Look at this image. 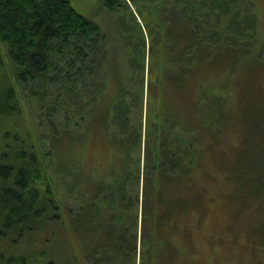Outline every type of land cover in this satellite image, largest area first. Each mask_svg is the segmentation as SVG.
<instances>
[{
    "label": "trees",
    "instance_id": "obj_1",
    "mask_svg": "<svg viewBox=\"0 0 264 264\" xmlns=\"http://www.w3.org/2000/svg\"><path fill=\"white\" fill-rule=\"evenodd\" d=\"M102 5L110 32L69 0H0V63L17 86L0 96V117L24 98L41 126L0 149V240L45 230L39 251L5 264H191L216 182L264 212V112H240L233 158L206 139L219 133L215 92L229 94L211 80L216 62L256 57L254 0ZM89 144L102 161L84 163ZM253 230L264 247V217Z\"/></svg>",
    "mask_w": 264,
    "mask_h": 264
},
{
    "label": "rangeland",
    "instance_id": "obj_2",
    "mask_svg": "<svg viewBox=\"0 0 264 264\" xmlns=\"http://www.w3.org/2000/svg\"><path fill=\"white\" fill-rule=\"evenodd\" d=\"M69 2L75 11L98 25L100 29L111 31L113 17L103 8L102 0H69ZM254 4L257 10L260 38L255 59L247 57L238 67H234L232 63L219 66L216 62L211 77L215 86L226 82L229 94L223 93V91L215 92L216 112L213 113L215 123L211 125V128L214 133H219L216 134L217 136L215 135L216 138L208 133L210 135L206 139L210 138L208 143L215 145L214 140L220 137L219 149H222L221 151H224L229 158H233L238 148L236 145L242 139L241 127L245 122L242 120L241 123L240 112L247 115L253 112V116L260 110L264 112V0H254ZM10 83L15 84L13 70L3 57V62L0 63V96L3 91H7ZM16 88L15 84V91H17ZM168 95L167 92L164 97ZM257 96L259 98L254 100ZM164 97L163 101L167 102V98ZM21 101V113L6 119L0 117V149L4 144L12 145L16 142L14 134L23 137L34 129L38 136L41 132L40 124L38 125L35 117L27 111V107L30 108L29 104L24 98H21ZM230 102H232V109L237 112L234 118L229 115L232 110ZM165 106L168 117H174V110L169 101ZM247 115L243 119L248 118ZM225 116H229V118L227 119ZM47 143L49 145L48 141ZM47 143L42 148L44 152L48 150ZM99 147L101 148V146ZM99 147L89 144L83 148L85 164L90 165L94 161H102L105 158L100 155L99 151L102 148ZM94 172L93 174L96 175L101 174L102 169H95ZM229 187V185L217 182L210 186L212 196L210 217L203 230L206 236H203L202 233L199 234L197 252L194 262L191 264H264V247L260 242L259 235H255L253 230L258 224V219L264 217V212L258 211L253 204L235 203L227 192ZM61 199L64 203H69L66 196H61ZM44 231H33L20 238L17 234H9L5 240H0V253L3 255V258H0V264H5V259L10 256L33 254L39 251L44 246L41 242ZM65 237L63 232L61 238L65 240L64 246L68 248L69 245L72 246V240L69 236L67 239Z\"/></svg>",
    "mask_w": 264,
    "mask_h": 264
}]
</instances>
